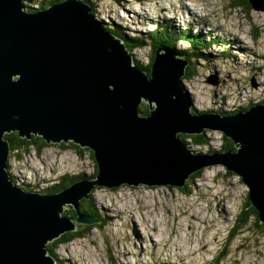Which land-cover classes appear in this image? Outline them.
I'll return each instance as SVG.
<instances>
[{"label": "water", "instance_id": "1", "mask_svg": "<svg viewBox=\"0 0 264 264\" xmlns=\"http://www.w3.org/2000/svg\"><path fill=\"white\" fill-rule=\"evenodd\" d=\"M248 3L264 9L262 0ZM182 57L159 47L149 76L104 31L87 2L61 0L28 11L23 0H0V264H66L61 252L60 259L48 256L45 244L75 230L71 220L59 218L62 207L77 211L78 223L97 222L78 208L94 186L182 187L188 176L213 166L235 177L242 201L258 213L253 224H264V104L231 118L192 114ZM142 104L148 115L139 114ZM198 129L229 138L235 151L192 153L178 134ZM11 132L89 148L99 176L54 194L25 192L1 166L9 149L4 134Z\"/></svg>", "mask_w": 264, "mask_h": 264}, {"label": "rangeland", "instance_id": "2", "mask_svg": "<svg viewBox=\"0 0 264 264\" xmlns=\"http://www.w3.org/2000/svg\"><path fill=\"white\" fill-rule=\"evenodd\" d=\"M50 1L23 0L34 8ZM88 2L104 31L122 43L123 37H143L165 26L176 34L185 29L201 34L204 48L191 51L193 58L181 79L191 109L231 118L264 104L262 4L256 9L245 5L231 9L235 0ZM208 40L212 44L207 45ZM186 47L184 42L176 43L179 50ZM131 54L143 66L154 62L149 63L152 49L147 46ZM206 131L208 146L188 145L192 153L216 151L219 157L230 152L220 150L228 148L220 133ZM7 161L8 176L27 192L46 194L61 184L63 176L92 175L88 153L55 144L39 151L8 152ZM1 166L5 167L4 161ZM198 175L186 181L184 191L178 187L93 188L88 195L98 221L82 237L56 251L50 248L51 253L55 259L63 253L66 264H211L219 259L220 264H264V224H253L235 177L218 166ZM62 209L59 218L68 217L72 208ZM79 209L81 215L91 217Z\"/></svg>", "mask_w": 264, "mask_h": 264}, {"label": "trees", "instance_id": "3", "mask_svg": "<svg viewBox=\"0 0 264 264\" xmlns=\"http://www.w3.org/2000/svg\"><path fill=\"white\" fill-rule=\"evenodd\" d=\"M59 1H61V0H52L49 3L40 2L39 3V4H41L40 9L47 8L51 4L59 2ZM83 1L90 4L88 2V0H83ZM244 5L252 8L250 6V4L248 3V0H235V2H233L231 4V9H236V8L242 9ZM27 8H28V11L34 10L30 7H27ZM154 29L149 34H147L146 36H143V37H138V38L137 37L136 38L123 37V39H124L123 44L129 50V53L131 54L136 48L140 49V48L147 46L150 49H152V54H151V57L149 60V63H150V61L154 57V53H155L156 49H158L159 47L168 46V47L174 48L177 52H179L183 56L182 57L183 61H186L187 63L190 64V61L193 58V57H189L191 51H194L196 49L200 50V49L204 48V47L200 46L201 41H203V39L201 38V34L198 32L193 33L190 29H185V31H181L179 34L178 33L176 34L174 32V30L170 29V27H168V26L163 27V29L160 28L159 30H154ZM111 31L113 32V30H111ZM113 33L115 34V32H113ZM253 36L255 38L256 35L254 34ZM178 41L186 43L187 47L184 49H180V50L177 49L176 43ZM209 44H212V43H211V41L208 40L207 45H209ZM132 56H133V63L135 65L139 66L140 68H142L150 76V67H151L150 64L147 66H143L137 60L134 59V55H132ZM191 77L192 76H188V79H190ZM198 112L199 111H197L195 108H192V110H191V113L195 114V115L198 114ZM139 114L140 115H148L149 114V107L147 104H142L139 106ZM206 130H208V129H206ZM206 130L202 131L201 135L200 134L190 135L187 133L178 134V138L186 146H188V145H192V146L207 145L208 146V143L204 137V133L208 132ZM226 139H227L228 148H225V147L222 148L221 147L220 150H222V151H228V150L235 151V149L233 148L234 142L232 140H230L229 138H226ZM4 140H6L8 142L9 153L16 152V151L20 150L21 148H23V149L34 148L35 150L39 151V149L41 147H43V146L45 147L47 145L45 140L41 136H35L34 134H32L30 136V138H22L17 134V132H11L9 134H4ZM61 143L58 144V145H60L61 148L64 146L76 147L80 150V152H81V150H83L84 152L88 153L90 155V157L92 158L93 163H94V173L92 174L93 176L88 177V179H95L99 176L98 163L96 162V160L94 158L93 151H91L89 148L81 149L80 147L76 146L74 143H71V142H68L71 144H68L65 142H61ZM187 148H190V147H187ZM199 173L200 172H198L197 174H194L192 177L198 175ZM75 181L76 180L72 179L71 177L63 176V178L61 180V184L59 186L51 188V189H47L46 192H47V194L59 192L68 186L67 183H69V185H71ZM186 181L183 183L182 187H178L179 189H181V191H184V187H185V185H187ZM95 187L100 188L103 186H95ZM246 207L247 208H245V209H247L248 215L250 216V218H254L255 220H257L258 213L248 199H247ZM78 208L82 209L81 212L83 214L90 215L91 217L97 218V217H95L97 214V211L94 210V212H93V206H92L91 199H89L87 197L80 198L78 200ZM79 211H80V209H79ZM92 212H93V214H92ZM67 218L69 220H71L72 224L75 226V228H77V230H70V231H67L65 234H60V236L57 237V239H55L52 242L50 241V242L45 244V248L47 250L48 255L50 257H52L53 259H55V254L51 253L50 248L54 249L56 251L59 246H64V244H67L71 239L82 237V235H84L85 232L87 231V229L90 227V226H87V224H85V223H78L76 221L78 219V213H77V211H74L73 208L71 210H69V214H68ZM233 231L235 233V230H232V232ZM220 263H221V261L219 259L215 263H211V264H220Z\"/></svg>", "mask_w": 264, "mask_h": 264}, {"label": "flooded vegetation", "instance_id": "4", "mask_svg": "<svg viewBox=\"0 0 264 264\" xmlns=\"http://www.w3.org/2000/svg\"><path fill=\"white\" fill-rule=\"evenodd\" d=\"M31 11H34V10H31ZM77 146V145H76ZM79 147V146H78ZM90 176H93V175H90ZM90 176H88V177H90ZM88 177H86V176H84V175H82V174H78L75 178H74V180H76L75 182H78V181H83V182H87V181H95L96 180V178L95 179H88ZM84 186H86L85 184H83ZM93 188H95V186L93 187Z\"/></svg>", "mask_w": 264, "mask_h": 264}, {"label": "bare ground", "instance_id": "5", "mask_svg": "<svg viewBox=\"0 0 264 264\" xmlns=\"http://www.w3.org/2000/svg\"><path fill=\"white\" fill-rule=\"evenodd\" d=\"M262 11H264V9L262 10ZM104 30H106V29H104ZM124 45V44H123ZM125 46V45H124ZM126 48V47H125ZM236 55H234V56H231V58L233 59V57H235ZM199 154H205V153H199ZM5 169L8 171V161H7V164H6V166H5ZM194 175V174H193ZM193 175H191V176H188L187 178H186V180H189ZM199 176V175H198ZM66 220H69L67 217H66ZM60 222V221H59ZM62 225H63V227H64V229L66 230V228H67V226H68V224L67 223H61ZM66 232H67V230H66ZM62 234H65V233H62Z\"/></svg>", "mask_w": 264, "mask_h": 264}, {"label": "clouds", "instance_id": "6", "mask_svg": "<svg viewBox=\"0 0 264 264\" xmlns=\"http://www.w3.org/2000/svg\"><path fill=\"white\" fill-rule=\"evenodd\" d=\"M28 9V8H27ZM218 116H220L219 114H217ZM8 152H9V149H8ZM6 173H7V170H6ZM7 175H8V173H7ZM8 178H9V180L13 183V181L10 179V177L8 176ZM13 185H15L16 187H18V188H20V189H22L21 187H23V186H18V185H16V184H14L13 183ZM65 189V188H64ZM23 190V189H22ZM23 191H25V190H23ZM25 192H27V191H25ZM33 193H35V192H33ZM57 193V192H56ZM41 194V193H40ZM47 194V193H46ZM52 194H54V193H52ZM72 208V207H71ZM92 219H94V220H96V221H98V218H94V217H91ZM88 226V225H87ZM91 226V225H90ZM75 230H77V228H75ZM54 241V240H53ZM47 255H48V253H47ZM49 256V255H48ZM52 258V257H51ZM53 259V258H52Z\"/></svg>", "mask_w": 264, "mask_h": 264}]
</instances>
